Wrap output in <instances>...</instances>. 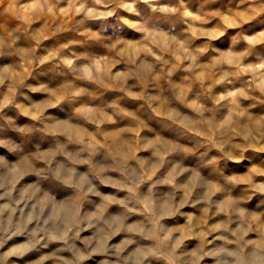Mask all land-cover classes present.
Segmentation results:
<instances>
[{"label":"clouds","instance_id":"clouds-1","mask_svg":"<svg viewBox=\"0 0 264 264\" xmlns=\"http://www.w3.org/2000/svg\"><path fill=\"white\" fill-rule=\"evenodd\" d=\"M0 264H264V0H0Z\"/></svg>","mask_w":264,"mask_h":264}]
</instances>
